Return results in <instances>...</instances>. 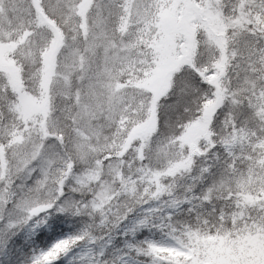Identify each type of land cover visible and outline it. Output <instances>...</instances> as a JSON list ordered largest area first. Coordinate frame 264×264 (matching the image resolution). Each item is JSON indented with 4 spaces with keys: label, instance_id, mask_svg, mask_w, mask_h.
Wrapping results in <instances>:
<instances>
[{
    "label": "snow or ice",
    "instance_id": "6c2138e0",
    "mask_svg": "<svg viewBox=\"0 0 264 264\" xmlns=\"http://www.w3.org/2000/svg\"><path fill=\"white\" fill-rule=\"evenodd\" d=\"M0 264H264V0H0Z\"/></svg>",
    "mask_w": 264,
    "mask_h": 264
}]
</instances>
